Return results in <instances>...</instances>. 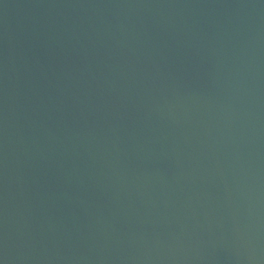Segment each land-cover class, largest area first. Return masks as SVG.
I'll list each match as a JSON object with an SVG mask.
<instances>
[{
    "label": "water",
    "instance_id": "water-1",
    "mask_svg": "<svg viewBox=\"0 0 264 264\" xmlns=\"http://www.w3.org/2000/svg\"><path fill=\"white\" fill-rule=\"evenodd\" d=\"M0 264H264V0H0Z\"/></svg>",
    "mask_w": 264,
    "mask_h": 264
}]
</instances>
